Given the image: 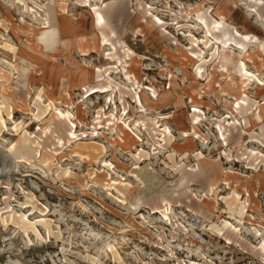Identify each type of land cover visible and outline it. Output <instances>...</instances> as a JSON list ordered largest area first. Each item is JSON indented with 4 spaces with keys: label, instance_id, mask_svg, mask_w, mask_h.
Here are the masks:
<instances>
[{
    "label": "rangeland",
    "instance_id": "rangeland-1",
    "mask_svg": "<svg viewBox=\"0 0 264 264\" xmlns=\"http://www.w3.org/2000/svg\"><path fill=\"white\" fill-rule=\"evenodd\" d=\"M0 264H264V0H0Z\"/></svg>",
    "mask_w": 264,
    "mask_h": 264
},
{
    "label": "bare ground",
    "instance_id": "bare-ground-1",
    "mask_svg": "<svg viewBox=\"0 0 264 264\" xmlns=\"http://www.w3.org/2000/svg\"><path fill=\"white\" fill-rule=\"evenodd\" d=\"M100 19H102L101 13L100 12H97L96 13V16H95V21L98 22Z\"/></svg>",
    "mask_w": 264,
    "mask_h": 264
}]
</instances>
